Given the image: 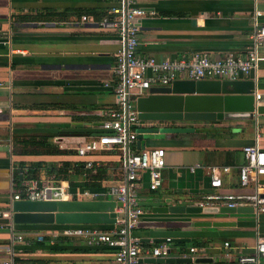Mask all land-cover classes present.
<instances>
[{
	"label": "crops",
	"instance_id": "0c3cea01",
	"mask_svg": "<svg viewBox=\"0 0 264 264\" xmlns=\"http://www.w3.org/2000/svg\"><path fill=\"white\" fill-rule=\"evenodd\" d=\"M137 2L145 11L140 20L137 53L156 60L197 53L213 58L244 54L252 45L254 10L264 12V0ZM119 3L120 0H0V145L8 147L0 150V264H15V257L43 258L49 264L112 262L113 251L87 248L76 237H70L68 243L51 245L50 241L32 249L35 236H49L52 230L47 225L41 226L44 229L37 225L17 226L7 212L13 192L29 178L63 179L95 191L121 179L119 150L85 157L78 156L75 150L100 132L108 110L117 107L112 68L120 35L97 21ZM82 16L87 20L82 21ZM259 20L264 23V15ZM259 53L262 59L257 68L239 78L253 79L254 94H260L258 100L254 97L251 119L231 115L208 121H142L139 132L155 130L152 138L145 139V148H163L165 152L160 188L150 190L147 172L141 174L138 198L145 211L148 208L144 205L151 201L164 206H199L201 196L215 190L210 185L211 167H229L228 172H220L222 187L239 188L237 167L244 162L242 147L258 143L264 149V44ZM138 140L137 136L131 150L140 149ZM87 160L93 161L95 168L86 169ZM260 181L264 182V175ZM152 219L229 224L189 228L137 224L133 233L141 240L142 260L154 257L146 251L157 244L155 238L185 237L189 242L173 243L175 249L170 256L183 257L179 250L196 246L199 252L185 258L210 259L198 264H240L236 259L238 250L252 252L256 242L264 239V213L254 210L189 215L145 212L139 222ZM91 226L107 229L110 224ZM16 234H22L23 240H14L12 235ZM224 241L233 248L227 250Z\"/></svg>",
	"mask_w": 264,
	"mask_h": 264
},
{
	"label": "built area",
	"instance_id": "2783aa9c",
	"mask_svg": "<svg viewBox=\"0 0 264 264\" xmlns=\"http://www.w3.org/2000/svg\"><path fill=\"white\" fill-rule=\"evenodd\" d=\"M144 15L145 11L138 5L137 0H120L118 6L109 9L108 16L97 21L101 26L114 28L120 35V45L114 54L112 68L115 78L112 90L116 96L117 107L108 110L106 118L100 123V132L94 138L87 139L75 147L77 155L81 157L92 153L119 150L122 155L121 179L102 191H95L72 185L68 180L63 179L29 178L22 182L18 190L15 189L12 196V200L111 199L119 203L114 209L115 222L107 229L88 225H69L63 229L52 230L49 235L51 242L62 236L76 237L87 246L112 248L113 258L109 264L140 263L142 243L139 237L134 235L133 230L146 212L138 198L141 174L147 172L148 188L156 190L162 184V170L165 167L163 148L131 150L142 126V120L138 118L134 105L136 98L147 94L151 86L170 85L173 80L180 78L179 76L192 80H237L256 69L262 59L259 48L264 44V23L260 22L259 18L264 12L257 8L254 10L251 47L244 54L228 53L218 58H213L207 53L181 55L162 60L140 55L137 53V46L140 20ZM86 20L87 16H82V21ZM254 97L258 100L260 94L255 92ZM256 125L258 129L257 120ZM242 153L244 162L237 167L239 188L232 190L222 187L220 172H228L229 167H211L209 168L210 185L215 190L201 196L198 202L200 207L248 206L257 213H264V182L260 181V176L264 175V149H261L258 143H253L243 146ZM95 165L93 161L87 160L84 167L93 169ZM43 235L45 234L38 235L37 240L42 241ZM12 236L19 242L23 240L22 234ZM166 239L154 244L146 252L154 257H169L175 247L169 237ZM223 246L227 250L233 248L229 241H224ZM199 250L196 246H189L179 250V255L185 257L198 253ZM240 250L236 256L238 263L264 264V239L256 242L252 252L243 253Z\"/></svg>",
	"mask_w": 264,
	"mask_h": 264
},
{
	"label": "water",
	"instance_id": "95a60500",
	"mask_svg": "<svg viewBox=\"0 0 264 264\" xmlns=\"http://www.w3.org/2000/svg\"><path fill=\"white\" fill-rule=\"evenodd\" d=\"M253 79L219 80V79H175L170 85L151 86L147 94L135 100L137 116L142 121H208L222 120L231 115L241 118H252L254 110ZM242 116H239V115ZM143 129L138 134V146L145 148V139L152 138L154 129ZM0 150H8L1 146ZM22 179V170H19ZM114 200L69 199L60 201H10L7 215L17 225H37L49 230L66 228L69 225L112 224L115 222ZM146 213L189 215L196 213H252L251 207H199L182 204L163 205L162 202H148L144 205ZM228 222L193 221L188 219H152L138 222V226L150 228H189V227H221ZM39 228V229H40ZM44 229V227L42 228ZM46 230V229H45ZM145 241L146 239H142ZM166 238H155L156 243ZM171 243L189 242V238L173 237ZM203 257H150L140 259L146 264H198L209 262Z\"/></svg>",
	"mask_w": 264,
	"mask_h": 264
},
{
	"label": "trees",
	"instance_id": "16d2710c",
	"mask_svg": "<svg viewBox=\"0 0 264 264\" xmlns=\"http://www.w3.org/2000/svg\"><path fill=\"white\" fill-rule=\"evenodd\" d=\"M83 187V186H81ZM85 187V186H84ZM91 226V225H89ZM69 238L70 237H59L57 238L56 240H54L51 245H53L54 243L56 244H59L60 243H68L69 242ZM48 242H50V237L47 236V235H43V240L42 241H38L37 238L35 237L34 238V241L32 243V245L34 246L32 249H38V248H41L42 246H44L45 244H48ZM87 248H90V249H107V250H111V251H114V249L112 248H109V247H91V246H87L85 245ZM14 261H15V264H49L50 261L47 260V259H41V258H37V259H23V258H20V257H15L14 258Z\"/></svg>",
	"mask_w": 264,
	"mask_h": 264
},
{
	"label": "rangeland",
	"instance_id": "374dc122",
	"mask_svg": "<svg viewBox=\"0 0 264 264\" xmlns=\"http://www.w3.org/2000/svg\"><path fill=\"white\" fill-rule=\"evenodd\" d=\"M132 103H133V101H132ZM132 106H133V104H132ZM38 236V235H37ZM37 236H35V237H37Z\"/></svg>",
	"mask_w": 264,
	"mask_h": 264
}]
</instances>
